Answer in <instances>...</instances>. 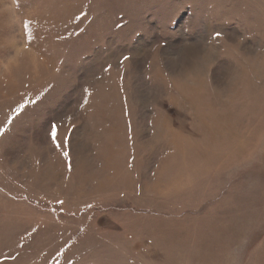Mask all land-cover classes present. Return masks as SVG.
Wrapping results in <instances>:
<instances>
[{
    "label": "rangeland",
    "instance_id": "obj_1",
    "mask_svg": "<svg viewBox=\"0 0 264 264\" xmlns=\"http://www.w3.org/2000/svg\"><path fill=\"white\" fill-rule=\"evenodd\" d=\"M0 264H264V0H0Z\"/></svg>",
    "mask_w": 264,
    "mask_h": 264
},
{
    "label": "snow or ice",
    "instance_id": "obj_2",
    "mask_svg": "<svg viewBox=\"0 0 264 264\" xmlns=\"http://www.w3.org/2000/svg\"><path fill=\"white\" fill-rule=\"evenodd\" d=\"M24 27L29 30L28 31V38L31 39V31H30V28H29V24L28 23H25ZM220 35H221L220 33H216V36L217 37H219ZM50 135H51L52 140L56 143V146L57 147H60V143L57 140L58 127L56 125H52L51 126ZM66 155H67V153H66Z\"/></svg>",
    "mask_w": 264,
    "mask_h": 264
}]
</instances>
